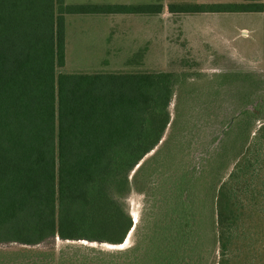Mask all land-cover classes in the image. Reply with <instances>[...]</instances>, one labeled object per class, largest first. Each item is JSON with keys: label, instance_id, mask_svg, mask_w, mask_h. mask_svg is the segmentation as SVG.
I'll return each instance as SVG.
<instances>
[{"label": "trees", "instance_id": "16d2710c", "mask_svg": "<svg viewBox=\"0 0 264 264\" xmlns=\"http://www.w3.org/2000/svg\"><path fill=\"white\" fill-rule=\"evenodd\" d=\"M162 10L160 3L0 0V245H19L0 247V264H209L212 249V264H232L240 160L247 149L251 183L259 161L253 147L264 149V121L257 125L264 104L243 110L208 143L194 136L199 123L192 120L211 113L199 103L210 98L195 93L184 73L61 70L67 14ZM169 10L264 11V1ZM214 78L242 94L259 83L255 74ZM232 164L230 184L224 178ZM134 192L146 205L136 225ZM132 230L125 249L81 242L117 246Z\"/></svg>", "mask_w": 264, "mask_h": 264}, {"label": "rangeland", "instance_id": "374dc122", "mask_svg": "<svg viewBox=\"0 0 264 264\" xmlns=\"http://www.w3.org/2000/svg\"><path fill=\"white\" fill-rule=\"evenodd\" d=\"M65 1L67 4L160 3L163 10L156 14H67L66 65L61 70L73 73L161 70L184 73L195 93L203 91L210 98L199 103L210 107L208 111L211 113L193 116L192 120L199 123L194 136L208 143L221 129L227 130V123L243 110H253L254 105L264 104V83L260 82L264 80V22L258 18L260 14L246 13L242 16L229 11L187 13L169 10L170 4H218L222 0ZM254 1L260 0H229V3ZM220 73L255 74L259 83L252 87L251 92L242 94L226 82L221 85L214 78ZM191 101L189 98L185 104L181 103L182 109L190 106ZM175 102L176 99L171 105L173 112ZM259 116L263 120L257 122L258 126L264 121V109ZM188 118L183 116L184 121ZM166 137L168 134L164 139ZM200 151L197 150L196 157ZM253 151L259 161L251 183L248 181L250 171H246L247 149L240 160L245 177L237 184L240 189L236 208L240 234L237 246L235 242L230 246L232 264H264V149L254 146ZM234 167L232 164L228 168L224 178L230 184L234 183L231 175ZM129 202L136 225L146 206L145 196L134 192ZM133 231L123 244L117 246L81 242L109 250L125 249L134 243ZM61 243L57 239L56 244L60 246ZM17 246L16 243L0 245L4 248ZM214 260H218V250L213 254L212 249L209 264Z\"/></svg>", "mask_w": 264, "mask_h": 264}, {"label": "crops", "instance_id": "0c3cea01", "mask_svg": "<svg viewBox=\"0 0 264 264\" xmlns=\"http://www.w3.org/2000/svg\"><path fill=\"white\" fill-rule=\"evenodd\" d=\"M221 3H229V0H222ZM236 3H241V1H237ZM232 13H234V12H232ZM235 13L236 14H241L242 16H245L246 13H256V14H260L259 15L260 17H258V18H260L264 22V11H237Z\"/></svg>", "mask_w": 264, "mask_h": 264}]
</instances>
